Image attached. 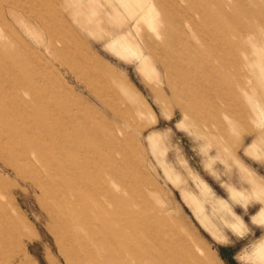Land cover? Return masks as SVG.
I'll list each match as a JSON object with an SVG mask.
<instances>
[{"label":"rangeland","instance_id":"1","mask_svg":"<svg viewBox=\"0 0 264 264\" xmlns=\"http://www.w3.org/2000/svg\"><path fill=\"white\" fill-rule=\"evenodd\" d=\"M222 3L0 0V264H264V20Z\"/></svg>","mask_w":264,"mask_h":264},{"label":"bare ground","instance_id":"2","mask_svg":"<svg viewBox=\"0 0 264 264\" xmlns=\"http://www.w3.org/2000/svg\"><path fill=\"white\" fill-rule=\"evenodd\" d=\"M177 1V0H176ZM183 1H185V0H183ZM187 1V0H186ZM202 1V0H201ZM215 1V0H214ZM232 1V0H231ZM254 2H256V0H253ZM169 2V1H168ZM206 2V1H205ZM204 2V3H205ZM228 2H229V0H228ZM253 2V3H254ZM186 3V2H185ZM196 3H198V2H196ZM202 3V2H201ZM204 3H202V4H204ZM221 3H222V0H221ZM249 3H252V0H241L240 2H236V3H234V1H233V6L232 5H228V4H226L225 2H223L222 4H223V6L222 5H219V6H214V8H213V10H211L210 12H208V14H210V16H212V17H214V18H222L223 20H224V22L226 23V24H228L227 26V29H230L232 32H234L235 33V31L237 30V27H238V22H239V20H240V17L241 16H244V17H246V18H248V19H252V21L253 20H261V19H263L264 20V1H263V4L262 3H260V4H262L261 6L259 5V4H256V8H251L250 7V5L249 6H247V4H249ZM170 3H168V5H169ZM175 4V3H174ZM214 4V3H213ZM232 4V3H231ZM164 5V4H163ZM171 5H173V4H171ZM190 5V4H189ZM187 6V5H186ZM185 6V7H186ZM173 7H174V5H173ZM194 7V6H193ZM208 7V6H207ZM200 9L202 8V7H199ZM183 10V9H182ZM178 13V12H177ZM196 13V12H195ZM198 13V12H197ZM202 13H205V11H203ZM174 14V13H173ZM176 16V15H175ZM177 17V16H176ZM179 17H182V15H179ZM178 17V18H179ZM183 18V17H182ZM175 19H177V18H175ZM184 19H186L187 20V18H184ZM200 19V18H199ZM173 21V20H172ZM178 21H179V19H178ZM190 21V20H189ZM200 21H201V19H200ZM206 21V20H205ZM181 22V21H180ZM259 22V21H258ZM264 22V21H263ZM262 23V22H261ZM196 24V23H195ZM177 25V24H176ZM182 25V24H181ZM190 25V24H189ZM209 25H210V23H209ZM214 25H215V23H214ZM179 26V25H178ZM187 26H188V23H187ZM196 26V25H195ZM216 26V25H215ZM181 27V26H180ZM210 27V26H209ZM225 27H226V25H225ZM188 28V27H187ZM174 29H175V27H174ZM177 29H179V28H177ZM200 29V28H199ZM215 29H217V28H215ZM187 30V29H186ZM190 30V29H189ZM202 30H203V28H202ZM183 31V30H182ZM181 31V32H182ZM185 31V30H184ZM206 32V31H205ZM219 32V31H218ZM186 33V32H185ZM192 33V32H191ZM179 34H180V32H179ZM194 34V33H193ZM219 34V33H218ZM221 34V33H220ZM205 35V34H204ZM182 36V35H181ZM180 36V37H181ZM209 36V35H208ZM173 37V36H172ZM192 38H194V37H192ZM185 39V38H184ZM180 40L179 39V41H178V43H179V45H175V44H173L171 47H170V52H169V60L171 61V62H173L174 60H177V59H179L180 57H183V56H192L193 55V53L194 52H196L197 51V49H196V47L194 46V44L193 43H195V42H193V43H191V41L190 40ZM218 40H219V36H218V38H217ZM223 39H225V38H223ZM232 39V38H231ZM13 40V39H12ZM198 40V39H197ZM207 40V39H206ZM233 40V39H232ZM199 41V40H198ZM216 42V41H215ZM224 42H226V41H224ZM234 44V43H233ZM198 45V44H197ZM213 45V44H212ZM214 46H216V50H218V52H221V47L220 46H217V44L216 45H214ZM223 46V45H222ZM207 47V46H206ZM231 47V46H230ZM199 48H200V46H199ZM210 48L212 49V47L210 46ZM210 48H209V50H210ZM224 48V47H223ZM1 49V48H0ZM205 50V49H204ZM167 53V52H166ZM219 54V53H218ZM221 54V53H220ZM168 56V55H167ZM25 65V64H24ZM27 67V66H26ZM29 67V66H28ZM163 92V91H162ZM161 93V92H160ZM162 100H164V98L162 97V96H160V95H158ZM42 99H43V97H42ZM44 100V99H43ZM47 103V102H46ZM49 105V104H48ZM18 106V105H17ZM43 109V108H42ZM3 112H4V110H3ZM0 113H2V111L0 112ZM43 113V112H42ZM34 120V119H33ZM69 122V121H68ZM72 124V123H71ZM77 129V128H76ZM29 166V165H28ZM54 180V179H53ZM59 180V179H58ZM83 217V216H82ZM84 218V217H83ZM139 220L137 221L138 222V227H137V233L139 234V236H140V238L142 239V240H140L139 239V241L140 242H142V243H144L143 241L145 240L144 238H146L145 237V235L147 234V228L145 227V225L142 223L143 221L141 220L142 218H138ZM86 220V219H85ZM159 220V219H158ZM166 220H168V219H166ZM162 221V220H161ZM160 221V222H161ZM173 223V222H172ZM158 224H160V223H158ZM174 225H176V224H174ZM177 226V225H176ZM168 227V226H167ZM178 227V226H177ZM125 227H120L119 228V231H120V233L122 234V236L123 235H125V236H127L128 235V232H127V230L126 229H124ZM172 229V228H171ZM178 229V228H177ZM168 230V229H167ZM52 231V230H51ZM173 233H175V232H173ZM176 236V235H175ZM128 239H129V237H128ZM144 239V240H143ZM162 239V238H161ZM167 239V238H166ZM164 240V239H163ZM125 241V240H124ZM147 241V240H146ZM123 242V241H122ZM163 242V241H162ZM138 243V242H137ZM159 243V242H158ZM180 243V242H179ZM156 245V244H155ZM153 248H154V246H153ZM104 249V248H103ZM169 251H172V250H169ZM117 253V252H116ZM173 257V256H172ZM183 258V257H182ZM173 259V258H172ZM180 259V258H179ZM198 259H199V257H198ZM176 260V259H175ZM181 260V259H180ZM157 261V260H156ZM144 263V262H143ZM143 263H141V264H143ZM151 263H152V261H151ZM167 263V262H166ZM172 263V262H171ZM170 264V263H169Z\"/></svg>","mask_w":264,"mask_h":264},{"label":"crops","instance_id":"3","mask_svg":"<svg viewBox=\"0 0 264 264\" xmlns=\"http://www.w3.org/2000/svg\"><path fill=\"white\" fill-rule=\"evenodd\" d=\"M197 88H193V90H191L190 88L189 89H187V97H182L181 99H184V100H187V101H191V103H193L194 101H196V100H198L199 99V94H198V92H197V90H196ZM158 98H159V100H160V102H161V104L163 105V107H165L166 108V101H165V99L164 100H162L159 96H158ZM188 106L190 107V104H188Z\"/></svg>","mask_w":264,"mask_h":264}]
</instances>
